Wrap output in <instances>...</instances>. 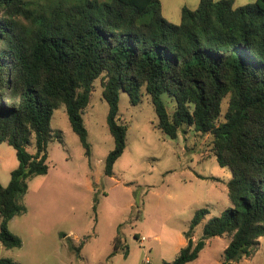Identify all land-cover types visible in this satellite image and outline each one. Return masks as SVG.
I'll use <instances>...</instances> for the list:
<instances>
[{
  "label": "trees",
  "instance_id": "1",
  "mask_svg": "<svg viewBox=\"0 0 264 264\" xmlns=\"http://www.w3.org/2000/svg\"><path fill=\"white\" fill-rule=\"evenodd\" d=\"M235 4L200 0L195 9L184 7L174 24L160 0H0V143L12 146L19 162L9 184H0L6 249L22 245L10 222L25 211L29 180L48 174L52 118L60 107L91 156L83 116L99 79L115 139L106 175L127 147L122 91L134 105L148 95L157 127L170 138L184 127L212 136L217 162L231 170L232 207L209 219L196 241L194 230L209 214L198 210L187 245L164 264L195 261L216 237L230 240L223 264H238L258 249L264 237V0ZM164 95L175 103L172 113ZM114 242L122 244L118 236ZM74 249L79 254L82 246ZM0 264L21 263L0 258Z\"/></svg>",
  "mask_w": 264,
  "mask_h": 264
},
{
  "label": "rangeland",
  "instance_id": "2",
  "mask_svg": "<svg viewBox=\"0 0 264 264\" xmlns=\"http://www.w3.org/2000/svg\"><path fill=\"white\" fill-rule=\"evenodd\" d=\"M255 1L238 0L236 6ZM102 92L99 79L83 116L90 157L71 127L66 107L55 111L48 174L29 180L25 211L10 222L22 245L6 249L0 243V258L21 264H164L177 257L198 210L208 209L209 214L194 230L196 241L209 219L232 207L227 188L232 173L217 162L212 136L184 127L176 139L170 138L157 127L148 95L134 105L128 93L121 92L119 117L128 126L127 147L113 175H106V158L115 139ZM164 99L172 113L175 103L168 95ZM18 166L15 149L0 143L2 186L9 184ZM117 236L122 241L119 248ZM228 244L229 238H212L200 258L189 264L217 261ZM77 246H82L79 254ZM253 254L254 264H264V237Z\"/></svg>",
  "mask_w": 264,
  "mask_h": 264
},
{
  "label": "crops",
  "instance_id": "3",
  "mask_svg": "<svg viewBox=\"0 0 264 264\" xmlns=\"http://www.w3.org/2000/svg\"><path fill=\"white\" fill-rule=\"evenodd\" d=\"M161 4H162V12H163V16L170 22L174 23V24H180L181 23V13H182V9L184 7H188V8H191V9H195L198 7L199 3H200V0H160ZM237 2L238 0H236V4L235 6L237 5ZM237 7V6H236ZM18 168V167H17ZM15 170V169H14ZM13 171V170H12ZM222 240L223 238L225 237H216V239H219ZM197 238L194 237V240H196ZM211 241L208 240L207 241V244L205 246V248L203 249V251L200 253V256L202 255V253L205 251L207 245L209 244V242ZM230 242V240H229ZM187 245V240H183L182 242V245H181V248L186 246ZM228 246V245H227ZM227 246L224 248L226 249ZM224 249V251H225ZM180 251V250H179ZM179 253V252H178ZM178 255V254H177ZM222 255L223 254H219L218 257H217V261H213L212 263L210 262L209 264H222ZM253 255L252 254L250 257L248 258H244L242 259L238 264H254L252 261V258H253ZM200 256L198 257V259L200 258ZM196 259V260H198ZM195 260V261H196ZM194 262V261H193ZM192 263V262H190ZM189 264V263H188Z\"/></svg>",
  "mask_w": 264,
  "mask_h": 264
},
{
  "label": "built area",
  "instance_id": "4",
  "mask_svg": "<svg viewBox=\"0 0 264 264\" xmlns=\"http://www.w3.org/2000/svg\"><path fill=\"white\" fill-rule=\"evenodd\" d=\"M144 240V239H143Z\"/></svg>",
  "mask_w": 264,
  "mask_h": 264
}]
</instances>
